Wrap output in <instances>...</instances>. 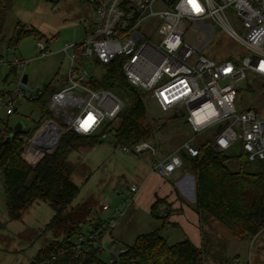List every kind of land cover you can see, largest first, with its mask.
I'll list each match as a JSON object with an SVG mask.
<instances>
[{"label":"built area","instance_id":"2783aa9c","mask_svg":"<svg viewBox=\"0 0 264 264\" xmlns=\"http://www.w3.org/2000/svg\"><path fill=\"white\" fill-rule=\"evenodd\" d=\"M98 21L81 42L67 44L69 60L65 86L49 99L51 118L30 138H24L21 156L36 166L53 154L69 132L107 139L119 120L126 102L110 90L95 91L91 84L105 66L119 61L129 85L155 101L163 112L184 113L194 136L169 156L160 158L158 147L144 141L124 147L127 154H150L155 159L152 172L164 180L184 167L182 152L200 156L199 145L210 142L220 153L240 143L250 162L264 163V99L259 105L246 102L237 108L240 94L264 84V0H85ZM227 38L238 49L219 47ZM48 41L37 43L38 56L53 52ZM220 48L222 57H216ZM31 61L0 60V66L16 69L17 87L0 93V110L7 117L17 113L18 101L38 99L44 86L28 89L25 71ZM247 83L245 89L239 83ZM245 91V92H244ZM259 94L264 97V89ZM78 111V114L76 113ZM63 124L65 126H63ZM9 126L0 121V138L11 136ZM179 185V183H176ZM139 192L132 186L127 195ZM133 202V201H132ZM115 220L100 228L80 232L64 247L75 258L97 254L102 258L105 241ZM109 264H119L126 248L112 244ZM53 259H56L53 256ZM41 264H51L45 260ZM95 264V263H91ZM233 264H240L234 259Z\"/></svg>","mask_w":264,"mask_h":264},{"label":"rangeland","instance_id":"374dc122","mask_svg":"<svg viewBox=\"0 0 264 264\" xmlns=\"http://www.w3.org/2000/svg\"><path fill=\"white\" fill-rule=\"evenodd\" d=\"M97 21L95 8L85 0H4L0 3V60L11 62L18 58L25 62L31 61L25 71L29 77L28 89L51 83L58 92L64 88L69 71V60L62 52L63 48L67 44L83 41ZM21 30H33V33L9 48V41L16 38ZM39 41H48L47 46L53 55L36 59ZM219 47L231 52L238 49L227 38L221 40ZM220 48L215 54L217 58L227 55L221 54ZM11 70L9 65L0 66V92L17 87L18 78ZM102 74L103 71L100 72ZM239 87L245 89L247 83H239ZM262 89L264 84L256 82L251 92H239L237 108L242 110L247 101L259 105L264 99L259 94ZM146 103L150 123L156 131L151 142L160 147L162 156L176 151L192 139L194 132L185 117L172 120V112H163L150 98H147ZM16 107L17 113L11 117L0 110L2 124L12 129L22 124L24 131L36 129L42 118L39 108L25 100L18 101ZM119 127L120 120H117L107 139H102L99 144L87 142L71 154L69 173L73 182L80 187V193L66 210V214H72V220L63 228H49L56 213L44 202L32 206L22 221H10L0 174V264H30L41 249L67 238L64 231L66 227L75 230L76 234L79 231L88 232L92 226H103L111 220H115L116 225L105 241L106 251L102 254L105 262L111 257L109 250L113 242L117 243L118 248H128L134 245L139 236L160 230L170 246L189 240L200 247L204 264H233L236 253L240 256V264H264V232L251 242L241 243L239 239L232 241L235 236L227 227L205 215L204 223L198 221L195 224L191 218L196 208L195 192L190 195L186 212L171 218L172 223L179 225L177 228L168 225L172 209L168 213L164 209L158 211V219L151 217L152 204L148 207L149 187L139 199L137 197L132 202L134 196L126 194L128 189L134 184L142 185L151 173L155 159L150 155L125 153L123 147L117 145ZM222 156L232 171H239L241 164L247 162L242 157L240 143ZM261 164L259 161L251 162L250 167L258 169ZM176 183L173 182V185L178 187Z\"/></svg>","mask_w":264,"mask_h":264},{"label":"trees","instance_id":"16d2710c","mask_svg":"<svg viewBox=\"0 0 264 264\" xmlns=\"http://www.w3.org/2000/svg\"><path fill=\"white\" fill-rule=\"evenodd\" d=\"M32 33L33 30H21L16 38L9 41L8 47L21 43ZM11 71L16 74V69ZM91 86L95 91L110 90L126 102L129 110L120 115L117 145L131 147L154 139L156 131L149 120L147 97L129 85L119 61L105 66L103 74L95 76ZM52 88L51 83L47 84L41 97L28 100L42 114L36 129L52 116L48 105ZM36 129L15 132L10 128L8 133L13 135L10 143L0 138V174L5 207L10 221L20 222L36 203H48L56 213L49 228L60 229L72 220V214H66V210L80 193V187L70 177L69 158L87 142L99 144L102 138L69 132L53 154L46 155L32 166L20 151L24 146L23 139L30 138ZM199 150L197 158L182 152L184 164L197 176L195 204L198 214L227 227L241 241H253L264 232V163L260 168L252 169L248 157L242 153L247 162L241 164L239 171H232L227 167L223 153L216 151L210 142L200 144ZM162 209L168 213L172 204L167 198L157 197L151 207V216L158 219L157 212ZM100 227L98 224L92 229ZM64 231L68 235L65 240L41 249L30 264H41L47 259L51 264H109L98 256L97 251L80 258L65 252L64 247L70 245L80 231L75 234V230L68 227ZM119 264H204V260L202 249L191 241L170 246L157 230L139 236L133 246L126 248Z\"/></svg>","mask_w":264,"mask_h":264},{"label":"crops","instance_id":"0c3cea01","mask_svg":"<svg viewBox=\"0 0 264 264\" xmlns=\"http://www.w3.org/2000/svg\"><path fill=\"white\" fill-rule=\"evenodd\" d=\"M28 82H29V77H28ZM4 92H7V91H3L0 93H4ZM156 146L158 147L160 158L169 156L170 154L178 151L181 148L180 147L176 151L162 156L161 151H160V147L158 145H156ZM145 155H150V154H145ZM154 164H155V161H154ZM152 168H151V173L143 181L141 186H138L137 184L133 185V186L139 187V192L134 195L133 202H134V199H136L137 197L139 199V196L141 194L143 195V192L149 187V190H151V193H150V196L148 197V200H149L148 201V207H150V204L153 205L155 203L157 197L167 198L169 203L172 204V211H171L170 216L168 218V225L172 224L174 227H176V226L179 227V225L177 223H172L171 218L176 216V215L179 216L182 213L186 212V209L189 206L188 204H190L189 203L190 202V195H192L194 192L196 195L197 176L194 173L190 172L189 167L186 166V164H184V167L182 169L178 170L173 175L171 180L167 181V180L162 179L156 173L152 172ZM173 182H179V186L175 187L173 185ZM195 202H196V200H195ZM191 218L195 222V224H197L198 221L200 223L205 222V220H204L205 218H202L201 214H198L196 208L194 209V216ZM234 239H237V238L236 237L232 238V241H235ZM201 240L204 244V235L203 234L201 236ZM239 242L243 243V241H240V240H239ZM112 244L117 245V243H115V242H113ZM239 257H240L239 254L236 253V255L233 256V261H234V259L239 260Z\"/></svg>","mask_w":264,"mask_h":264},{"label":"water","instance_id":"95a60500","mask_svg":"<svg viewBox=\"0 0 264 264\" xmlns=\"http://www.w3.org/2000/svg\"><path fill=\"white\" fill-rule=\"evenodd\" d=\"M28 82V76L26 75L25 78H24V83H27ZM128 108H126L123 112V114H126L128 112ZM184 113H181V114H175L171 117L172 120L174 119H180V118H183L184 117ZM15 132H22L23 131V125L22 124H19L15 129ZM13 135H11L8 140L6 141V143H10L11 139H12Z\"/></svg>","mask_w":264,"mask_h":264}]
</instances>
